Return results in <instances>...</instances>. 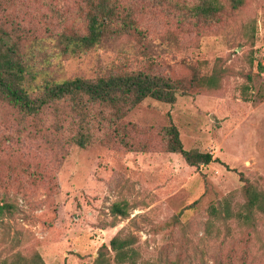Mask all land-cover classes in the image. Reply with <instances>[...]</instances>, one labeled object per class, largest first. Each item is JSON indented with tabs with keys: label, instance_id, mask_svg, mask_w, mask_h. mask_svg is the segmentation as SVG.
<instances>
[{
	"label": "rangeland",
	"instance_id": "1",
	"mask_svg": "<svg viewBox=\"0 0 264 264\" xmlns=\"http://www.w3.org/2000/svg\"><path fill=\"white\" fill-rule=\"evenodd\" d=\"M120 1L138 13V30L68 56L51 38L72 26L86 32L84 0H0V34L21 57L38 44L26 87L111 70L184 82L195 71L207 84L174 104L146 99L123 110L82 98L24 116L0 100V206H10L0 264L37 255L94 264L115 235L134 237L136 264H264V213L249 219L245 194L248 186L264 196V0L236 10L221 0L213 24L186 23L174 6L198 0ZM170 125L185 150L213 161L192 167L167 152ZM114 205L126 215H113Z\"/></svg>",
	"mask_w": 264,
	"mask_h": 264
},
{
	"label": "trees",
	"instance_id": "2",
	"mask_svg": "<svg viewBox=\"0 0 264 264\" xmlns=\"http://www.w3.org/2000/svg\"><path fill=\"white\" fill-rule=\"evenodd\" d=\"M159 1L163 3L170 0ZM220 1L198 0L190 6L184 2L182 5L176 2L174 6L182 11L181 19L186 23L193 20L195 24H213L220 21L223 11ZM244 1L229 0L232 10L241 7ZM84 4L87 8V12L84 13L86 32L79 33L78 28L72 26L58 35L56 40L51 38V45L55 42L54 48L61 49L60 55H81L95 49L111 36L119 37L138 30L136 20L138 13L131 6H123L120 0H84ZM30 49L31 52L26 55L27 57H21L17 46L9 36L0 34V100L24 116H38L50 105L65 102L67 99H71L74 103L85 98V101L91 104L119 106L122 110L132 109L146 99L174 104L177 95H186L187 89L207 84L205 78H199L198 72L196 74L195 71L188 82H184L168 75L151 74L140 70L124 72L111 70L106 77H98L95 80L76 77L60 82L44 81L32 90L26 87V75L29 73L28 68L31 67L28 58L38 49V44L30 46ZM209 83L212 85L214 82L209 79ZM167 135V152L179 154L187 165L199 167L213 161L210 153L185 150L173 125L167 128ZM76 143L84 148L87 142L81 138ZM245 194L249 219L253 210L264 213V196L248 186L245 187ZM7 209H10L9 205L0 206V219ZM112 213L124 217L126 209L114 205ZM134 245V237L115 235L110 240L109 247L103 245L99 248L94 264H136L138 253L133 248ZM108 251L112 253V257L109 256ZM32 264H44V262L37 255Z\"/></svg>",
	"mask_w": 264,
	"mask_h": 264
}]
</instances>
